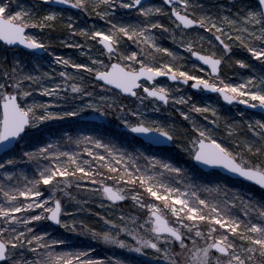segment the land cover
Returning a JSON list of instances; mask_svg holds the SVG:
<instances>
[{
  "label": "snow or ice",
  "instance_id": "snow-or-ice-1",
  "mask_svg": "<svg viewBox=\"0 0 264 264\" xmlns=\"http://www.w3.org/2000/svg\"><path fill=\"white\" fill-rule=\"evenodd\" d=\"M61 4L97 16L105 26H79L72 16L65 18L55 10ZM44 6L47 10L41 13L40 4L29 7L21 0H0V41L34 53L48 51L52 42L27 29H52L59 20L70 37L79 35L85 41L62 43L79 49L88 62L52 52L53 63L63 66L59 72L52 68L36 75L18 59L0 72V264H126L96 258L91 255L94 249L75 247L63 234L38 230L33 222L41 221L131 252L148 255L154 250L168 264H264V200L250 194L246 199L226 184L198 183L183 165L149 151L154 145L177 144L196 164L222 168L264 189V118L247 110L235 119L223 117L218 105L178 94L180 85H189L264 114V73L237 58L235 65L252 68L254 74L241 75L235 82L222 74L223 65L233 60L234 48L245 49L264 65V0H234L232 7L216 5L219 11L200 0H164L160 6L145 0H44ZM123 11L134 12L136 18L124 19ZM164 15L170 24L159 19ZM165 34L190 56L163 46L159 37ZM95 45L100 46L97 55L91 52ZM5 62L7 56L0 64ZM69 67L78 71L70 72ZM57 75L60 79L55 81ZM158 77L176 82L175 87ZM45 79L55 82L49 86ZM124 94L136 98L139 106L121 102ZM145 101L153 111L170 102L184 105L177 111L190 131L151 119ZM89 111L99 121L118 112L127 133L146 143L129 151L94 134L99 124L78 135L40 139L48 122L82 118ZM21 163L34 165V173L10 170ZM84 181L96 186L90 198L106 197L113 205L130 198L144 215H105L101 227L75 218L84 209L69 211L66 205L77 200L73 189L89 187Z\"/></svg>",
  "mask_w": 264,
  "mask_h": 264
},
{
  "label": "rangeland",
  "instance_id": "rangeland-1",
  "mask_svg": "<svg viewBox=\"0 0 264 264\" xmlns=\"http://www.w3.org/2000/svg\"><path fill=\"white\" fill-rule=\"evenodd\" d=\"M21 3L24 4L25 6H32L33 4H40L41 7V13L46 11V6H44V0H21ZM200 3L204 4L206 7H210L212 11H219L218 8H216V5H227L229 7H232L234 4V0H200ZM243 3H255L254 0H243ZM147 4H154L157 6L163 5L162 2L157 1V0H152L147 2ZM57 11L64 12L65 18L68 16H72L76 23L81 26V27H87L91 25H96L98 27H104L105 22L101 20L97 16H88L85 13H82L79 9L77 13H74L72 11H67V10H61V9H55ZM124 19L126 20H134L136 18V14L134 12H127L123 11L121 13ZM159 19L162 20L165 24H170V21L166 15L160 16ZM56 27L58 28L57 34L55 37L50 38V36L45 32V29L41 31L38 28H29L27 31L32 34H36L40 36L41 38L45 40H50L52 39L51 47L48 51H45V54L43 56H37L35 54H22L20 50L18 49H7L0 43V60H3V57L7 56L8 57V62H5V64H0V72L3 71L4 67L6 66V63L11 62L14 59H18L22 62L23 67L25 68L26 71L33 72L36 75H39L41 72H48L52 68H55L57 72L63 70V66L57 65L53 63L54 57L51 55L52 52H55L56 55L60 56H66V57H72L75 60L78 61H85L88 62V57L87 56H82L80 55V50L77 48H71L65 46L62 41L68 40L70 43L74 41H79L81 43H85L84 38L76 35L74 37L69 36L68 29L62 24L59 20L56 22ZM47 29V28H46ZM203 29H200V32L203 33ZM52 37V36H51ZM159 42L165 46V47H170L174 48L177 52H179L182 56L188 57L190 56L189 53L186 52L185 49H182L179 47L178 44H175L173 40L168 38V35L165 34L162 37H159ZM94 43V42H92ZM205 46L207 47V44L205 42ZM131 47L134 49L135 45H131ZM91 52L93 55H97L100 52V47L99 45H95L93 49H91ZM161 54H157V58H160ZM233 60L231 63H225L223 65V71L222 74L227 78L232 81H237L239 80L241 75H249V74H254L252 68H240L239 65H235V59H245L248 63L252 64L255 68V72L257 73H264V65H260L258 61H255L250 58V54L247 53V51L243 48H234L233 50ZM102 58V57H101ZM165 60L168 59L166 55L163 57ZM192 60V58H191ZM178 63L182 61H177ZM70 72H75L78 70L71 69L69 67L68 69ZM202 75H207V73H201ZM85 78L90 79L87 73H85ZM60 77L57 75L55 77V81H58ZM55 81H49L48 79H45L43 83L48 84L51 86L52 82ZM162 82V81H161ZM27 83V82H25ZM166 83V82H164ZM168 84V83H167ZM169 85V84H168ZM172 87H175V85H169ZM97 91H101L100 89L97 88ZM178 94H188L193 97V100L198 103H213L218 105L219 111L222 114L223 117H230V118H238L239 111L242 109L240 107H225L221 104L220 100L216 96H205V95H200V94H194L192 93L188 88H184L180 86V91ZM34 96H36L39 99H50L47 96H41L40 93H34ZM109 95H113L112 93H109ZM121 102L124 104L128 105L129 107H138L139 103L136 99L130 100V99H125L121 97ZM153 105L149 101H145L144 109L146 110V115H148L151 119L155 120H163L166 121L167 123H176L177 126L179 127L180 125H183L184 129H188L190 131V125L188 122L184 121L183 118L180 116L179 112L177 111L178 108H183L185 107L184 105H178V104H173L170 102V104L167 107L161 108L160 111H153ZM255 117L257 119L264 118L263 116L259 114H255ZM94 114L89 111L84 114L83 117L86 116H93ZM198 118L201 120L202 123L209 124V121H203L202 116L200 114H196ZM82 117V118H83ZM81 118H70V119H65L63 121H55V122H48L46 126L49 127H58L62 126L65 128L67 124H72V132L67 133L68 135H78L79 132L81 131H86L88 128H95V125L92 124H80L77 123L76 121ZM134 119V118H133ZM101 128L98 133L94 134H99L102 135L103 138L105 139H110L114 143H116L118 146L127 148L129 151L133 150L134 148H139L141 147V144L138 142H135L134 139L123 132L122 128L123 125L121 123V120L119 118V113L117 112L116 114L109 115L107 118H105L104 121L101 122ZM211 126V125H210ZM67 129V128H66ZM113 131L114 133H118L121 137L119 139L118 136H114V139H117L116 141L111 139L109 137L110 132ZM220 133H223V124H221V128L219 129ZM67 132V130L65 131ZM63 132V133H65ZM64 134L56 135L55 137L49 138V140L52 139H57L60 136H63ZM66 139V137H65ZM127 139V140H126ZM179 143V141L177 142ZM69 148L75 147L74 145L69 144ZM165 158H170L174 159L175 163L183 165L185 168L188 169L189 175L193 178L194 181L198 183H203V184H219V185H225L226 183L220 179H218L217 175H215L213 172L205 173L206 177H198L194 174V166L192 164L191 159L187 156L186 153L183 152V150L177 146V144H174L170 149H164L160 153H153ZM190 163V164H189ZM21 165V164H20ZM17 168H12L10 170L17 171ZM3 177H0V180H2ZM202 179H207V182H204ZM219 181V182H218ZM222 181V182H220ZM83 183L88 184V188H84V194L80 195L77 197V200L81 201H86V203L83 204H78L77 200H71L67 202V208L69 211H71L73 208L76 207H81L84 209V211L75 213V218L77 219H84L86 222L91 223L96 225L97 227L103 226V221L101 220L98 222L94 218H89L90 214L87 209L90 208V206L95 207V209L100 212L103 216L107 215L110 218H115L118 217L121 212L127 213V214H132L136 213L140 216L144 215V210H139L137 211V208L134 206V208H130V211L124 212L121 209L111 207L110 202L105 198V197H100V196H95L91 197L90 194V189L93 187H96L95 185H92L90 181H84ZM227 185V184H226ZM228 188L232 190V193H238L240 195H245V193L249 196L246 190L244 189H233L231 188L230 185H228ZM74 191V190H73ZM252 193L258 197L260 195L264 196V192H259V191H252ZM263 193V194H262ZM75 194V193H74ZM253 197V195H252ZM257 198V197H256ZM260 199V198H257ZM256 200V199H255ZM128 201L133 203L131 199L129 198ZM258 201V200H257ZM103 202V207L101 206V203ZM92 209V208H91ZM51 227V226H50ZM59 229H62V227L59 226ZM82 238H88V236L85 235H80ZM90 238V237H89ZM92 239V238H91ZM110 250L106 251L104 253L103 257L104 258H112L113 261L115 259L123 260L126 262V264H168L166 260H163L160 258V255L156 254L154 250H150L148 255H144L142 253H136V252H131L127 249L124 248H119L116 246H110ZM130 256H133L134 259H131Z\"/></svg>",
  "mask_w": 264,
  "mask_h": 264
},
{
  "label": "trees",
  "instance_id": "trees-1",
  "mask_svg": "<svg viewBox=\"0 0 264 264\" xmlns=\"http://www.w3.org/2000/svg\"><path fill=\"white\" fill-rule=\"evenodd\" d=\"M57 30H58V28L55 27V28H52V29H45V32L50 36V38L53 39V37H55L56 34H57ZM52 39H51V42H52ZM21 53L22 54H25L22 51H21ZM80 124H83V123H80ZM66 130H67V132H65ZM63 132H65V133H71L72 132V124H67L65 126V128L62 127V126L61 127L60 126H58V127H49V126H46V130L44 131V133L40 137V139L45 140V141H48L49 138H51V137H55L56 135H60V134H65ZM53 134H55V135H53ZM113 135L118 136L119 139L121 137L118 133H114L113 131H111L109 137L111 139L115 140V141L117 139H114V136ZM22 147H23V145H22ZM25 150H28V149L25 148ZM149 151H151L152 153H157L158 152L157 150H155L153 148H150ZM158 153H160V152H158ZM17 154L19 155V149H17ZM171 160L175 163V160L174 159H171ZM193 169H194V174L197 176L196 178H198V177H206L205 174L202 173L201 171H199L197 168L194 167ZM34 170H35L34 169V165H32V164H24V163H21V165H19L18 168H17V172L23 171L26 174H28L29 176H31L34 173ZM213 173L215 175H217L218 179L224 181L227 185H230L231 188L238 189V190L244 189V190L247 191L248 194L251 195V197L253 195V197H252L253 199H256L258 201L259 200H264V196L260 195V197H258V196L254 195L252 193V191H259V192H261V190H259L257 187H255L253 185H250V184H247V183H244V182H241L239 180H232V179L223 177V176L219 175L216 172H213ZM202 180L204 182H207V179H202ZM222 181H220V182H222ZM73 190H74V193L77 194V197L84 194V189H73ZM243 196L246 199L248 198V195L246 193ZM256 197L257 198H260V199H257ZM110 206L111 207L118 208V209H121L124 212L130 211V208L131 209L134 208L133 203H131L128 200L124 201L123 203H119L117 205H110ZM90 208H92V211L89 212V214H90V217L89 218H94L98 222H100L101 220L103 221V219H102V216L103 215H101L100 217L96 216L95 213L98 212V211L93 206H90ZM33 223L37 225L38 230H45V229H47V230L53 231L54 233L63 234V236L65 238H68L74 244L75 247H79V248H89L90 247V248L94 249L95 251L91 255H93L96 258H104L103 257L104 256L103 254L106 253V251H109L110 250L109 245H106V244H104V243H102L100 241L91 239L89 237L88 238H86V237L85 238H82V236L77 235L75 233H68L63 228L62 229H59V227H57V228L52 227L48 223V221L33 222ZM130 258L131 259H134L133 256H130Z\"/></svg>",
  "mask_w": 264,
  "mask_h": 264
},
{
  "label": "water",
  "instance_id": "water-1",
  "mask_svg": "<svg viewBox=\"0 0 264 264\" xmlns=\"http://www.w3.org/2000/svg\"><path fill=\"white\" fill-rule=\"evenodd\" d=\"M149 1H152V0H145V3L149 2ZM158 1H161L162 3H164V0H158ZM55 9L70 10V11H72V12H77V10H78V9L72 8V7L68 6V5H62V4H61V5H57V6H55ZM0 43H1L2 45H4L7 49L17 48V49H20V50H22V51H24V52H26V53H32V54H35V55H37V56H43V55L45 54V51H39V52H35V53H34L32 50L27 49L25 46H23V45H19V44L15 45V46H6L5 43H4L3 41H0ZM99 47H100V46H99ZM191 58H192L193 61L196 60L195 57H191ZM197 62L202 64V62H199V61H197ZM205 67L207 68L208 66H205ZM157 79H165V80H167V82L170 83V84H176V82H172V81H170V80H169L168 78H166V77H158ZM182 86H183V85H182ZM184 86H185V85H184ZM190 89H191L193 92H199V91H200V90H197V89H193V88H191V87H190ZM203 92H204L205 95H217V96L220 98L221 103H222L223 105L227 106V107H230V106H233V105H238V104H236V103L228 104L227 102L223 101L222 98H221L218 94H216V93L209 92V91H203ZM124 97H127V94H124ZM238 106H240V108L243 109V110L251 111V112H254V113H257V114H260V115L264 116V114H262V113L260 112L259 109L250 110V109H247L245 105H238ZM92 117H93V116H88V117H83V118H81V119H86L88 122H92V123H100L99 120H93ZM123 130L127 132V129L123 128ZM132 135L134 136V134H132ZM137 138H139V139L142 140V138H140V137H137ZM143 142L146 143V141H143ZM154 146H155V147H170V146H172V143L164 144V145H154ZM193 163H194V165H195L198 169H200V170L203 171V172L217 171V172L220 173L221 175L227 176V177H229V178H231V179H237V180H240V181H242V182L248 183V184H250V185H254V186H256L257 188L261 189L258 185H255L253 182H250V181L245 180L244 178L238 177V176H236V175H234V174H232V173H230V172H227L226 170H224V169H222V168H218V169H216V170H211V169H209V168H207V167H205V166H203V165H198V164H196L194 161H193ZM261 190L264 191V189H261ZM105 198H106V197H105ZM106 199H107V198H106ZM109 202H110V201H109ZM122 202H123V201H122ZM122 202H116V204H118V203H122ZM110 203H112V202H110ZM48 222H49V224H50L51 226H53V227H58V225H53V223L50 222V221H48Z\"/></svg>",
  "mask_w": 264,
  "mask_h": 264
},
{
  "label": "flooded vegetation",
  "instance_id": "flooded-vegetation-1",
  "mask_svg": "<svg viewBox=\"0 0 264 264\" xmlns=\"http://www.w3.org/2000/svg\"><path fill=\"white\" fill-rule=\"evenodd\" d=\"M159 81H162V82H166V83H168L167 82V80H165V79H158ZM189 83H191V82H189ZM169 85H176V84H170V83H168ZM181 87H184V88H188L192 93H194V94H200V95H204L203 94V92L200 90L199 92H193L191 89H190V86L189 85H180ZM206 96V95H205ZM123 98H125V97H123ZM125 99H130V100H133V99H136V98H134V97H126ZM162 108H164V107H167L168 105H163V104H161L160 105ZM142 144V143H141ZM174 144H172V146H173ZM172 146H170V147H152L153 149H155V150H157L158 152H162V150H164V149H170Z\"/></svg>",
  "mask_w": 264,
  "mask_h": 264
}]
</instances>
